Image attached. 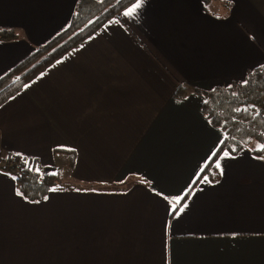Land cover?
I'll return each mask as SVG.
<instances>
[{
	"label": "crops",
	"instance_id": "obj_1",
	"mask_svg": "<svg viewBox=\"0 0 264 264\" xmlns=\"http://www.w3.org/2000/svg\"><path fill=\"white\" fill-rule=\"evenodd\" d=\"M76 2L0 0V29L17 35L0 41V77L63 31ZM139 2L0 106V159L98 187L31 202L0 173V264H264V156L217 153L203 97L175 96L264 65V0Z\"/></svg>",
	"mask_w": 264,
	"mask_h": 264
},
{
	"label": "trees",
	"instance_id": "obj_2",
	"mask_svg": "<svg viewBox=\"0 0 264 264\" xmlns=\"http://www.w3.org/2000/svg\"><path fill=\"white\" fill-rule=\"evenodd\" d=\"M135 0H77L68 26L44 45L36 47L30 55L0 77V106L19 93L23 86L53 61L67 53L106 21L115 18ZM17 35L11 30L0 29V41H11ZM190 93L203 97L201 113L223 133L217 151L232 154L248 148L264 156V65L247 72L243 82H232L225 87L201 90L178 86L177 99ZM209 161L203 174L214 179V159ZM0 173L9 176L16 194L26 201H43L50 192L98 190L95 186L72 187L59 174L44 173L38 163L29 158L6 153L0 159Z\"/></svg>",
	"mask_w": 264,
	"mask_h": 264
},
{
	"label": "snow or ice",
	"instance_id": "obj_3",
	"mask_svg": "<svg viewBox=\"0 0 264 264\" xmlns=\"http://www.w3.org/2000/svg\"><path fill=\"white\" fill-rule=\"evenodd\" d=\"M140 6H141V4H140V2L138 0V3L136 5H134L132 9H129V11L126 13V15L133 14L136 11V9H138ZM261 147L264 148V146H261ZM217 167H219L218 164H217ZM180 211H183V209L181 208Z\"/></svg>",
	"mask_w": 264,
	"mask_h": 264
},
{
	"label": "rangeland",
	"instance_id": "obj_4",
	"mask_svg": "<svg viewBox=\"0 0 264 264\" xmlns=\"http://www.w3.org/2000/svg\"><path fill=\"white\" fill-rule=\"evenodd\" d=\"M56 160H57V158H56ZM65 165V164H64ZM60 169V174H61V177L63 178V179H66L67 178V176L66 175H68V171H67V168H65V167H63V168H59Z\"/></svg>",
	"mask_w": 264,
	"mask_h": 264
}]
</instances>
